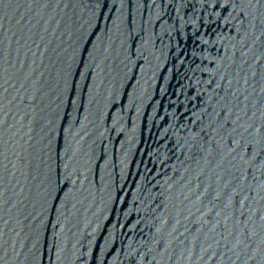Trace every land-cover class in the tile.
I'll return each mask as SVG.
<instances>
[{
  "label": "water",
  "instance_id": "obj_1",
  "mask_svg": "<svg viewBox=\"0 0 264 264\" xmlns=\"http://www.w3.org/2000/svg\"><path fill=\"white\" fill-rule=\"evenodd\" d=\"M0 264H264V0H0Z\"/></svg>",
  "mask_w": 264,
  "mask_h": 264
}]
</instances>
